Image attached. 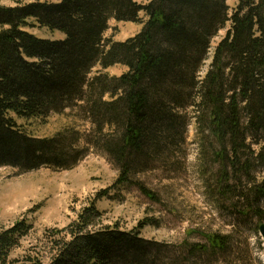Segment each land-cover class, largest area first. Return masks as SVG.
Wrapping results in <instances>:
<instances>
[{
    "label": "trees",
    "instance_id": "16d2710c",
    "mask_svg": "<svg viewBox=\"0 0 264 264\" xmlns=\"http://www.w3.org/2000/svg\"><path fill=\"white\" fill-rule=\"evenodd\" d=\"M110 20L141 29L125 41L105 39ZM35 27L63 38L37 37L29 32ZM115 66L125 71L109 75ZM76 105L93 127L86 146L104 153L119 175L70 225L44 234L46 263L29 251L12 257L33 228L26 220L0 230V264H162L159 244L140 237L147 223L94 228L95 203L130 186L149 196L134 176L171 165L191 126L200 167L215 170L212 197L228 204L232 217L264 221V0H237L232 9L227 0L0 5V168L77 164L88 151L77 131L36 138L18 124ZM208 238L213 251L229 242ZM191 250L204 253L202 246Z\"/></svg>",
    "mask_w": 264,
    "mask_h": 264
},
{
    "label": "rangeland",
    "instance_id": "374dc122",
    "mask_svg": "<svg viewBox=\"0 0 264 264\" xmlns=\"http://www.w3.org/2000/svg\"><path fill=\"white\" fill-rule=\"evenodd\" d=\"M32 1L58 0H0V5ZM236 1L227 0L230 9ZM140 29L141 24L110 20L104 37L121 42L137 35ZM29 32L44 39L63 38L60 33L44 28H31ZM224 34L221 31L212 45ZM124 71L122 66L106 70L111 76H119ZM18 124L36 138H48L63 129L77 131L83 136L79 147L88 148L85 156L68 169L41 166L18 172L0 168V230L20 220H26L33 227L20 247L12 252V257L29 251L32 255L39 253L46 263L49 243L44 234L70 225L99 192L111 187L119 170L104 153L86 146V137L94 136L93 127L79 105L67 107L61 115L52 113L43 121H18ZM198 151L191 126L171 165H156L134 176L150 195L141 194L134 186L110 190L108 197L95 203L100 215L95 219L94 228L118 225L121 230L129 231L144 221L147 224L138 230L140 237L159 244L162 264H264V239L258 231L264 221L250 216L232 217L227 211L229 205L220 204L212 197L215 170L208 164L200 167ZM212 234L228 236L223 252L209 247L208 236ZM196 246H202L204 253H194L191 249Z\"/></svg>",
    "mask_w": 264,
    "mask_h": 264
},
{
    "label": "water",
    "instance_id": "95a60500",
    "mask_svg": "<svg viewBox=\"0 0 264 264\" xmlns=\"http://www.w3.org/2000/svg\"><path fill=\"white\" fill-rule=\"evenodd\" d=\"M260 233L263 236L262 238L264 239V225L260 226Z\"/></svg>",
    "mask_w": 264,
    "mask_h": 264
},
{
    "label": "bare ground",
    "instance_id": "6f19581e",
    "mask_svg": "<svg viewBox=\"0 0 264 264\" xmlns=\"http://www.w3.org/2000/svg\"><path fill=\"white\" fill-rule=\"evenodd\" d=\"M261 225H264V223H261L259 226H258V231H259V235L261 236V238L263 237L262 235H261V233H260V226ZM263 239V238H262Z\"/></svg>",
    "mask_w": 264,
    "mask_h": 264
}]
</instances>
